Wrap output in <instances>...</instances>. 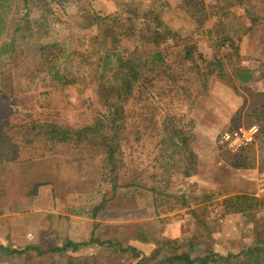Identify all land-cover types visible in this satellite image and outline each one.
<instances>
[{
    "label": "trees",
    "instance_id": "1",
    "mask_svg": "<svg viewBox=\"0 0 264 264\" xmlns=\"http://www.w3.org/2000/svg\"><path fill=\"white\" fill-rule=\"evenodd\" d=\"M32 2L40 3L46 13H54L50 0H23V5L29 7ZM57 2L60 3L59 0ZM177 2L175 5L168 0H115L114 12L104 16L96 14V19L110 30V47L103 50L92 48L89 53L83 50L82 45L72 50V54L79 57V67H89L91 73L86 70L59 71L57 62L64 54L61 42L41 44L40 53L44 54L49 73L54 72V82L38 91L39 111L19 113L12 118L0 117L2 169L9 164L24 167L43 162L46 156L68 161H75L80 156L99 157L102 181L107 187L104 195H115L120 188L140 186L132 181L123 183L129 170L128 149L133 141H141L142 125L148 121L159 122L160 126L154 125L161 137L156 147L158 157L164 162L158 164L161 172L152 176L150 190L162 197H173L176 202L182 201L184 207H189L185 191L172 194L164 190L172 184L176 173L186 181L197 173V155L191 145L194 133L182 126L172 112L161 115L159 104L180 95L191 96L194 101L209 92L213 78L225 76H232L244 90V107L238 116L244 115L246 125H259L255 141L240 149L239 161L233 160L232 165L253 168L255 161L249 159V152L255 150L256 141L264 143V91L248 85L257 79L256 71L241 64V49L245 36L255 27L264 26V0ZM6 5L8 0H0V93L8 94L15 88L10 70L14 66L17 39L23 32V20L27 18L28 25L33 26L36 32L46 31L50 22L45 12L30 16L27 11L20 19L14 15L7 16L3 12ZM175 7L193 21V30L182 32L166 22L165 16ZM211 19H215L213 26L206 28ZM203 32L211 53L200 47L199 34ZM167 48L171 49L170 59L164 54ZM93 53L99 56L92 61ZM42 72L37 69L30 77L43 80ZM71 115H74L73 119ZM240 125L241 122H236V126L225 129ZM160 181L165 182V186L158 187ZM211 197L212 194H208L198 203ZM107 201L106 198L97 204L92 215L96 216ZM222 205L230 212L256 213L264 210V197L245 192L228 194L222 199ZM191 213L203 238L199 241L192 239L191 245L204 244V238L209 235L206 232L209 221L199 206L192 207ZM91 244L111 248L120 254L131 253L132 258L138 259L134 264H144L149 260L135 246L111 239L102 240L94 234L87 241L68 239L62 245L47 249L32 244L23 248L1 245L0 252L6 255L32 253L33 258L28 264H43L42 257L49 253L75 252ZM160 253L156 251L151 258L158 257ZM172 259L186 264H264V240L257 238L254 244L226 254L207 245L199 255L191 256L186 252L166 256L160 264L170 263ZM54 264L102 263L96 255H67L64 263Z\"/></svg>",
    "mask_w": 264,
    "mask_h": 264
},
{
    "label": "rangeland",
    "instance_id": "2",
    "mask_svg": "<svg viewBox=\"0 0 264 264\" xmlns=\"http://www.w3.org/2000/svg\"><path fill=\"white\" fill-rule=\"evenodd\" d=\"M50 1L53 14L46 13L38 2L24 7L23 0H8V5L3 8L7 16L14 15L16 19L24 17L27 11L30 16L45 12L50 27L36 32L28 25L27 18L23 20V32L17 39L14 66L10 70L15 88L12 93H0L1 118L39 111L38 91L54 82V72L49 73L44 54L40 53L41 44L61 42L64 54L56 68L61 72L86 70L91 73L89 67L81 69L79 57L72 54L78 46L82 45L88 53L92 48L110 47V30L95 15L114 12L115 0ZM168 1L178 3L177 0ZM165 20L182 32L193 30L195 26L178 7L173 8ZM214 22L215 19H211L206 28H211ZM199 37L201 49L211 53L206 34L200 33ZM241 53V64L256 71L257 79L248 85L264 91V26L255 27L245 36ZM164 54L170 59L171 49H165ZM98 56L95 53L92 61ZM37 69L43 71V80L30 77ZM243 93L242 86L232 76H225L213 78L209 92L194 101L191 96L180 95L159 104L161 115L172 112L182 126L194 133L191 145L197 155V173L187 181L176 173L172 184L164 190L172 194L185 191L189 207H184L182 201L176 202L173 197H162L150 190L152 176L160 175L161 169L157 166L164 160L158 157L156 147L161 137L154 125L160 124L148 121L141 127V141H133L128 149L129 170L123 178V183L132 181L140 186L120 188L115 195H104L107 187L102 181L99 157L80 156L75 161H68L46 156L43 162L29 166L9 164L3 169L0 166V246L23 248L32 244L47 249L62 245L68 239L87 241L94 234L102 240L111 239L137 247L149 257L144 264H160L166 256L186 252L191 256L199 255L207 245L226 254L254 244L257 238L264 240V210L235 213L222 205V199L228 194L245 192L264 197V143L256 141L255 150L246 151L255 166L241 168L232 165L233 160L239 161L240 150L231 152L218 141L223 129L236 126V122L246 125L244 115L238 116L244 107ZM73 101L77 102L75 97ZM136 136H132L133 139ZM162 185L165 186V182L160 181L158 187ZM208 194H212L211 199L198 203ZM106 198L105 206L93 216L94 208ZM157 198L161 199L158 201ZM197 206L203 208L209 221L206 229L209 235L204 238V244L192 246V239H203L191 213V208ZM71 207L77 212H72ZM95 217L97 222L90 220L97 219ZM158 250L161 251L159 256L151 258ZM129 254L91 244L75 252L49 253L42 257V263H64L67 255H96L102 264H134L138 259ZM32 258V253L6 255L0 252V264H28ZM164 264L186 263L172 259Z\"/></svg>",
    "mask_w": 264,
    "mask_h": 264
},
{
    "label": "built area",
    "instance_id": "3",
    "mask_svg": "<svg viewBox=\"0 0 264 264\" xmlns=\"http://www.w3.org/2000/svg\"><path fill=\"white\" fill-rule=\"evenodd\" d=\"M259 132V125L256 123L240 125L231 129L222 130L219 133V143L231 152H237L242 147L255 141Z\"/></svg>",
    "mask_w": 264,
    "mask_h": 264
},
{
    "label": "crops",
    "instance_id": "4",
    "mask_svg": "<svg viewBox=\"0 0 264 264\" xmlns=\"http://www.w3.org/2000/svg\"><path fill=\"white\" fill-rule=\"evenodd\" d=\"M37 211H39V210H36L35 212H37ZM71 211L74 212V213L77 212V210H74L73 207H71ZM95 218H97V217H95ZM90 220H92V221H96V222H97V221H98V218H97V219H91V218H90Z\"/></svg>",
    "mask_w": 264,
    "mask_h": 264
}]
</instances>
